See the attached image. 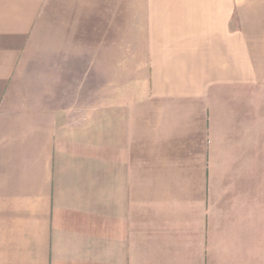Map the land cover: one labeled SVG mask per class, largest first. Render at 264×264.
<instances>
[{
  "label": "crops",
  "instance_id": "obj_1",
  "mask_svg": "<svg viewBox=\"0 0 264 264\" xmlns=\"http://www.w3.org/2000/svg\"><path fill=\"white\" fill-rule=\"evenodd\" d=\"M0 264H264V0H0Z\"/></svg>",
  "mask_w": 264,
  "mask_h": 264
}]
</instances>
